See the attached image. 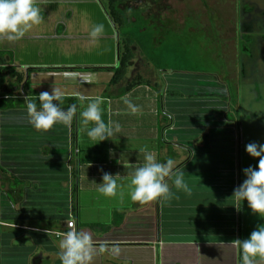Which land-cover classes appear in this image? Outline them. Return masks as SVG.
I'll list each match as a JSON object with an SVG mask.
<instances>
[{
	"label": "crops",
	"instance_id": "1",
	"mask_svg": "<svg viewBox=\"0 0 264 264\" xmlns=\"http://www.w3.org/2000/svg\"><path fill=\"white\" fill-rule=\"evenodd\" d=\"M36 5L40 25L21 40L0 39V67L6 70L0 98L17 101L0 110L5 113L0 264H61L56 234L69 230L90 234L91 264H239L232 244L242 241L239 206L232 198L240 186L239 164L234 148L223 144L230 129L233 147L239 138L230 116V72L211 94L175 88L180 80L165 87L149 81L124 94L128 80L109 87L111 72L91 71L117 65V33L99 0H36ZM95 23L104 32L93 41L88 33ZM54 87L63 94L61 107L76 104L77 112L70 127L38 132L28 123L25 97L35 100ZM95 97L103 100L105 123L120 125L119 133L101 143L87 137L79 117ZM142 149L160 161L173 158L191 194L176 191L166 178L174 193L169 200L132 202L129 183L143 163ZM103 173L120 175L116 196L98 192Z\"/></svg>",
	"mask_w": 264,
	"mask_h": 264
},
{
	"label": "rangeland",
	"instance_id": "2",
	"mask_svg": "<svg viewBox=\"0 0 264 264\" xmlns=\"http://www.w3.org/2000/svg\"><path fill=\"white\" fill-rule=\"evenodd\" d=\"M102 2L108 8V0ZM119 8L129 16L139 13L159 33L157 37H165L162 43L163 48L167 44V71L171 74L167 79L138 47H133L135 60L124 81L129 83L141 76L164 86L167 81L171 84L180 80L182 84L175 88L211 94L216 92L217 83H224L221 75L230 72L228 77L230 81L233 79L230 116L235 118L239 138H235L233 147V140L228 139L232 137L230 129L223 144L235 150L241 185L245 179L242 170L255 168L258 163L246 153L245 146L250 142L264 143V0H119ZM131 24H136L134 16ZM175 71L185 74L178 76ZM4 114L0 113V160ZM237 205L241 237L245 240L264 225V219L251 212L247 201Z\"/></svg>",
	"mask_w": 264,
	"mask_h": 264
},
{
	"label": "clouds",
	"instance_id": "3",
	"mask_svg": "<svg viewBox=\"0 0 264 264\" xmlns=\"http://www.w3.org/2000/svg\"><path fill=\"white\" fill-rule=\"evenodd\" d=\"M42 19L41 9L36 5V0H0V39L10 42L21 40L26 33L40 25ZM103 32L104 25L95 23L91 25L88 34L90 39L95 41ZM62 96V92L54 87L51 92H40L35 100L29 96L25 97L28 123L38 132H48L58 124L70 127L77 112V105L71 104L65 110L61 107ZM125 102L131 111L137 110L130 101ZM102 103L101 97L89 99L86 107L79 112L80 124L82 129H86L87 137L99 143L120 132L119 123L113 121L105 123L102 119ZM141 151L143 163L135 167L129 183L128 195L132 202L148 204L169 200L174 193L166 178L172 180V187L176 191L191 194L185 180V172L175 168L173 158L160 161L152 151L147 149ZM245 151L250 157L257 159L258 163L255 168L249 166L242 170L245 179L234 189L232 198L242 204L247 201L251 212L264 219V143L250 142L245 146ZM118 179L119 174L114 176L103 173L102 183L97 184L98 192L105 197L116 196L118 189L122 187ZM56 235L60 237L57 255L61 264H91L95 249L87 231L69 230ZM232 244L239 249V264H264V225L258 226L247 239L242 241L237 239ZM112 251L119 255L118 247H114Z\"/></svg>",
	"mask_w": 264,
	"mask_h": 264
},
{
	"label": "trees",
	"instance_id": "4",
	"mask_svg": "<svg viewBox=\"0 0 264 264\" xmlns=\"http://www.w3.org/2000/svg\"><path fill=\"white\" fill-rule=\"evenodd\" d=\"M99 2L105 8L108 18L117 33V65L112 69H92L91 71L111 72L112 79L109 87L120 85L124 82L129 73L130 65L135 60L133 47H138L145 59L152 64L157 71H167V44L163 48L164 44L162 43L165 37H157L159 33H156L152 26H150V22L142 19L139 13L134 12L131 16L127 15L125 11L119 8V0H108V8L105 7L102 0H99ZM133 16L136 18V24H131V18ZM167 31L165 32L166 36ZM2 64L0 58V66ZM4 72H6V70L0 67V78H2ZM31 72L32 71H29L28 75H30ZM17 80L19 81L20 78L18 77ZM148 83L149 81H146L141 76H137L123 89V93L126 94L134 88ZM1 86L2 80H0V88ZM171 95L176 97L181 96L179 93H171ZM232 99L233 97H231V100ZM15 103H17V101L0 98V110L4 108L5 105L7 108L13 107ZM236 128L239 130L237 124Z\"/></svg>",
	"mask_w": 264,
	"mask_h": 264
},
{
	"label": "built area",
	"instance_id": "5",
	"mask_svg": "<svg viewBox=\"0 0 264 264\" xmlns=\"http://www.w3.org/2000/svg\"><path fill=\"white\" fill-rule=\"evenodd\" d=\"M68 228H69V229H74V228H75V223H74V221H70V222L68 223Z\"/></svg>",
	"mask_w": 264,
	"mask_h": 264
}]
</instances>
